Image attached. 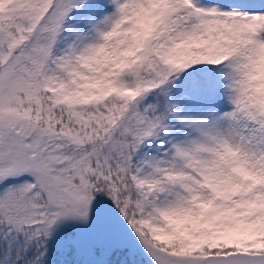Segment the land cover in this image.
Returning a JSON list of instances; mask_svg holds the SVG:
<instances>
[{"label":"rangeland","instance_id":"374dc122","mask_svg":"<svg viewBox=\"0 0 264 264\" xmlns=\"http://www.w3.org/2000/svg\"><path fill=\"white\" fill-rule=\"evenodd\" d=\"M110 2L94 13L93 28L79 35L71 55L53 54L49 64L62 63L66 75L56 72L54 91L68 96L75 89L85 101L112 93L111 85L98 84V78L119 59L109 42L123 20L140 27L145 49L156 28L170 22L178 26L173 29L179 40L205 47L208 54L235 41L240 56L228 74L213 77L217 83L199 85L190 77L179 89L186 100L169 101L174 103L171 122L162 134L147 136L136 148L129 180L161 224L152 226L145 218L141 233L125 222L126 236L105 226L91 228L84 214L61 213V204L82 209L96 199L93 183L82 173L84 162L74 153L59 161L58 149L73 144L70 134L13 108V86L0 80V260H9L24 226L36 225L49 237L28 264H167L154 255H167L160 234L166 227L188 248V264L195 259L207 264L208 254L225 251L264 256V125L251 111L259 97L264 110V0L244 5L235 0ZM28 9L32 0H0L6 33L11 36V24ZM210 9L215 12L208 16ZM4 54L0 50V62ZM204 190L207 199L201 198ZM196 226L205 233L199 242L190 232Z\"/></svg>","mask_w":264,"mask_h":264},{"label":"trees","instance_id":"16d2710c","mask_svg":"<svg viewBox=\"0 0 264 264\" xmlns=\"http://www.w3.org/2000/svg\"><path fill=\"white\" fill-rule=\"evenodd\" d=\"M105 2L32 0V9L27 10L25 17L20 13V22L11 24L15 28L10 29L11 36L6 33V19L0 16V50L5 53L0 62V80L8 79L13 86V108L30 118L38 116L57 130L70 134L68 137L73 144L58 149L59 161L68 153H74L84 162L82 173L93 183L96 199L82 209L81 206L74 209L66 202L59 206L61 213L69 210L67 214H84L91 228L105 226L114 234L121 232L126 236L123 234L128 231L123 225L125 222L141 233L146 232L145 218L151 225L161 224L148 209L144 193L138 192L129 180L130 159L136 148L147 136L160 135L171 122L170 110L175 101L185 100L180 99L179 89L188 84L190 77L197 84H206L213 73L229 72L241 48L230 41L208 54L205 47L179 40L173 29L178 26L169 22L154 31L145 52L140 27L126 20L109 42V49L117 50L119 59L108 64L98 78V84L111 85L109 96L85 101L75 89L70 88L68 96L61 90L54 91L51 79L56 72L66 75L62 63L50 65L52 54L71 55L78 35L89 28L92 11ZM46 63H50L48 68ZM73 65L77 63L74 61ZM74 81L79 80L74 78ZM169 101L174 102L173 105ZM262 101L259 97L251 111L264 125ZM201 198H208L205 190ZM45 208L47 212L53 209L48 203ZM19 232L7 255L9 260L2 259L0 264H28L39 245L49 237L39 225L24 226ZM190 232L195 242L205 237L198 226ZM160 234L167 241L164 245L167 255L157 252L154 254L157 260L188 264L189 250L173 230L166 227ZM132 237L129 240L135 241L136 236ZM8 249L4 248V253ZM126 260L128 262L129 258Z\"/></svg>","mask_w":264,"mask_h":264},{"label":"water","instance_id":"95a60500","mask_svg":"<svg viewBox=\"0 0 264 264\" xmlns=\"http://www.w3.org/2000/svg\"><path fill=\"white\" fill-rule=\"evenodd\" d=\"M206 259L207 264H248L255 261L264 264V257L250 253L209 254Z\"/></svg>","mask_w":264,"mask_h":264}]
</instances>
